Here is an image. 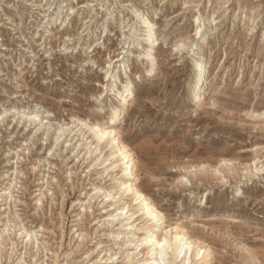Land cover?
I'll use <instances>...</instances> for the list:
<instances>
[{"label":"rangeland","instance_id":"obj_1","mask_svg":"<svg viewBox=\"0 0 264 264\" xmlns=\"http://www.w3.org/2000/svg\"><path fill=\"white\" fill-rule=\"evenodd\" d=\"M121 100L161 233L208 248V264H264V0H0V264L163 257L139 246L155 222L118 192L122 156L95 136Z\"/></svg>","mask_w":264,"mask_h":264},{"label":"bare ground","instance_id":"obj_2","mask_svg":"<svg viewBox=\"0 0 264 264\" xmlns=\"http://www.w3.org/2000/svg\"><path fill=\"white\" fill-rule=\"evenodd\" d=\"M145 22H146L145 26H147V29L145 30L146 34L144 33L143 34L146 36L145 39L148 42L147 48L145 51V56L147 57V61H148L147 62L148 66L146 69H147V73H152V71L157 65L155 57L154 56L151 57L152 55L151 52L153 50V47L156 46L155 45L156 39L151 33V29H152L151 25L153 24H151V22L149 21H145ZM200 58H201L200 60L196 61L197 63H196L195 73L192 79L193 91H194L193 103H195L196 105L202 104L201 102L205 99V94H204L205 88H206L205 81L207 79V62L204 61V58L202 55H200ZM126 91H127V88L126 90L118 91V94L121 95V97H124V93ZM122 102H125V101L121 100L119 105L115 108L114 114L110 118L108 126L105 129L97 128L96 130L97 132H95V136L98 137V140H103L106 138L105 142L109 141V143L107 144H110L114 147L113 148L114 151L111 153L112 159H115V157L118 156V153L122 156L120 159L121 160L120 172L123 176L126 177V180L119 185L118 192H120V194L122 195L123 194L125 195L127 193L130 194L131 202L135 205L142 206V208H140L139 211L144 210L142 213V216H144L146 221L154 220L153 222H155L154 223L155 228L153 229H157V230L155 232L154 230H152L149 235H146L145 237H143V242L139 246H142L143 244H145L148 248L147 253L150 254L151 256H153L155 251L159 249L158 252L163 257L150 258L149 260L150 264H164L165 258L167 257L166 255L170 249H172L175 252L176 257L181 256V254L184 253L183 261L186 264L191 263L192 257L198 260L197 264H208L210 256L208 253L209 249L207 247L206 248L208 250L200 247L193 256L191 254V249L192 247H194L193 241L183 242V240L181 239L182 235L179 233L172 236V238H170L171 232H166L165 234L161 233L162 229L159 228V225L160 223L164 222V221L163 222L161 221L163 218V214L160 211H158V209L153 205L150 199L144 195V193L139 188L140 186L138 187V183H136L137 173H135L133 169V167L135 166L133 153L131 152V149H129V147L123 143V140L120 138V135H119L120 133L116 129V126L121 120L120 119L121 113H122L121 110L123 107ZM112 164H114L115 167L117 165L116 161H114ZM131 215H133L132 217H134V213H132ZM138 218H141V217H137L136 219H134V221H136ZM149 231L150 229H147V232Z\"/></svg>","mask_w":264,"mask_h":264}]
</instances>
